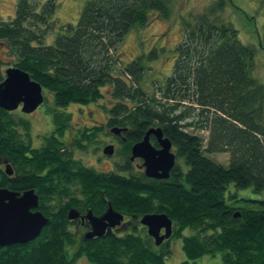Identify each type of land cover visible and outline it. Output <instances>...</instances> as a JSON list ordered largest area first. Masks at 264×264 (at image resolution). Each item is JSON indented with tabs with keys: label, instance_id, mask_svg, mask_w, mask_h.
<instances>
[{
	"label": "trees",
	"instance_id": "obj_1",
	"mask_svg": "<svg viewBox=\"0 0 264 264\" xmlns=\"http://www.w3.org/2000/svg\"><path fill=\"white\" fill-rule=\"evenodd\" d=\"M169 2L87 0L75 25L57 29V0H17L14 16L0 19V45L12 65L52 93L47 112L53 126L42 145L33 147L30 122L17 109L0 108V161L13 171L7 176L0 165V186L34 188L49 219L35 239L1 247L0 264H74L81 257L90 264H166L175 239L185 256L180 264L216 253V264H264V198L238 194L248 188L264 193V85L253 75L254 48L219 20L225 0L182 18L184 35L171 75L163 83L152 80L151 91L142 85L150 69L143 56L120 59L125 35L145 26L152 12L167 19ZM155 57L152 51L148 59ZM3 64L0 58V82ZM106 87L105 123L77 129L69 145L86 151L105 128L122 129L110 133L124 160L117 169L126 174L84 165L63 140L72 121L65 108L103 99ZM151 127L161 128L176 154L166 179L133 173L130 166L132 145ZM195 131L208 133L206 145ZM150 141L158 146L153 136ZM212 153H227L228 166L206 155ZM108 204L131 217L129 229L80 240L67 229L69 208L100 215ZM146 213L172 220L167 242L156 246L146 228L137 226ZM185 229L192 233L183 235Z\"/></svg>",
	"mask_w": 264,
	"mask_h": 264
},
{
	"label": "rangeland",
	"instance_id": "obj_2",
	"mask_svg": "<svg viewBox=\"0 0 264 264\" xmlns=\"http://www.w3.org/2000/svg\"><path fill=\"white\" fill-rule=\"evenodd\" d=\"M17 0H0V19L12 18L15 14V5ZM43 3L46 0H32ZM87 0H57L58 8L54 15L57 29L60 26L71 23L76 24L80 11ZM218 0H170L169 6L171 14L167 19L161 18L157 12H152L149 22L138 28L131 29L124 37L119 48L120 59L123 63L132 61L138 56L146 66L143 79V87L150 91L153 89L152 80L163 83L171 75L172 65L176 57L175 47L181 42L184 35L182 18L192 19L196 14L204 12L208 6ZM219 20L223 23L231 24L238 32L239 40L251 45L255 50L254 55V77L264 85V4L262 0H225L224 7L219 13ZM57 32V30H56ZM54 34L46 38L50 44ZM155 51L156 57L148 59L149 54ZM0 58L4 61L2 70L13 66L12 59L6 55L4 48L0 45ZM107 87L102 89L104 98L92 102L88 105H78L70 103L65 110L72 114L71 128L66 132L63 140L69 145L77 129L85 126L103 125L107 115L102 106L110 104L108 99ZM45 101L31 113H22L20 108L17 112L20 116L30 122V141L33 147H40L43 143V137L49 135L52 130L51 115L47 109L52 104V93L43 91ZM191 131V130H190ZM202 136L204 145L208 133L206 131H195ZM24 140H27L24 138ZM112 144L114 152L112 155L103 154L102 149L105 145ZM73 156L82 161L86 166L92 167L97 171H113L119 174H126L125 171L117 169V166L124 163L119 155V143L113 138L108 128H105L98 134L96 140L88 147L86 151L73 148ZM172 151L174 152L173 148ZM212 160L228 166L227 153L206 154ZM177 161V160H176ZM2 169H4L1 166ZM139 169L132 166V172L137 173ZM239 196L247 198H264V193L256 195L251 189L238 191ZM137 226H141L140 223ZM192 231L185 229L183 235H190ZM185 259L181 249V240L175 239L171 242V254L166 258V264H180ZM197 264H216L220 262V254L204 255L196 259ZM75 264H90L84 257H81Z\"/></svg>",
	"mask_w": 264,
	"mask_h": 264
},
{
	"label": "water",
	"instance_id": "obj_3",
	"mask_svg": "<svg viewBox=\"0 0 264 264\" xmlns=\"http://www.w3.org/2000/svg\"><path fill=\"white\" fill-rule=\"evenodd\" d=\"M44 101V94L39 83L32 80L28 73L16 66L4 70L0 82V108L13 111L20 107L22 113H31ZM110 132L120 135L122 129L113 127ZM150 136L156 140L157 147L150 141ZM103 154L112 155L114 146L107 144L102 149ZM142 160L143 173L154 179H166L176 162V154L172 151L170 140L163 136L160 127L149 128L143 138L134 143L130 150V160ZM10 165H6L5 174L12 175ZM39 205V196L33 188L22 193L0 187V248L12 244H23L35 239L48 223L49 219L40 211L33 210ZM75 208L68 210L69 219L77 217ZM85 217L90 224L86 239L111 235L116 226H123L124 214L108 204L100 215H94L88 210ZM138 222L146 228L147 234L159 246L168 240L172 234V220L165 213H146L139 217ZM123 230L120 228L118 231Z\"/></svg>",
	"mask_w": 264,
	"mask_h": 264
},
{
	"label": "flooded vegetation",
	"instance_id": "obj_4",
	"mask_svg": "<svg viewBox=\"0 0 264 264\" xmlns=\"http://www.w3.org/2000/svg\"><path fill=\"white\" fill-rule=\"evenodd\" d=\"M129 158H130V155H129ZM4 161L6 162V160H2V161H0V165L3 167V168H5V163H4ZM142 165V160L140 159V158H135V159H133V160H130V166L132 167H134V168H136V169H139V171H143V167L141 166ZM4 170V169H3ZM7 175V174H6ZM8 176V175H7ZM10 176H12V175H10ZM1 187V186H0ZM5 188H7V187H5ZM30 189V188H29ZM34 189V188H33ZM27 190V189H26ZM23 191H25V190H23ZM23 191H21L20 193H22ZM16 192H18V191H16ZM71 208H75L76 209V211H77V213H78V215H77V217H75V218H71V219H69L68 217H67V214H68V210L70 209H68L67 210V213H66V219H67V225H66V227H67V229H69L70 231H72L74 234H75V236H76V238H77V240H80V239H85V234L90 230V224L88 223V221H87V219H86V217H85V214H86V212L87 211H85V210H81V209H78V208H76V207H71ZM33 210H38V211H40L39 210V205H38V207L36 208V209H33ZM41 212V211H40ZM42 213V212H41ZM122 223H125L123 226H121V227H119V226H116V227H114L113 229H112V231H111V233L112 234H115V233H119V232H121V231H118L120 228H122L123 230H125V229H129L131 226H132V219H131V217H128V216H125L124 215V218H123V221H122ZM111 234V235H112ZM164 242H167V240H165ZM77 262V261H76ZM75 264V263H74Z\"/></svg>",
	"mask_w": 264,
	"mask_h": 264
}]
</instances>
